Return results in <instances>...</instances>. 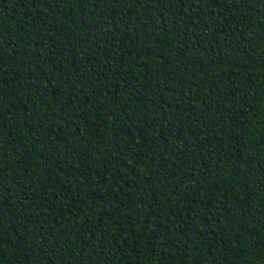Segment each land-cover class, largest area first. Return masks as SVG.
I'll use <instances>...</instances> for the list:
<instances>
[{"label": "trees", "instance_id": "1", "mask_svg": "<svg viewBox=\"0 0 264 264\" xmlns=\"http://www.w3.org/2000/svg\"><path fill=\"white\" fill-rule=\"evenodd\" d=\"M0 264H264V0H0Z\"/></svg>", "mask_w": 264, "mask_h": 264}]
</instances>
